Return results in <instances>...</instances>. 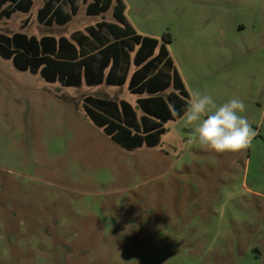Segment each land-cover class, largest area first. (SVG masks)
<instances>
[{"label":"rangeland","instance_id":"rangeland-1","mask_svg":"<svg viewBox=\"0 0 264 264\" xmlns=\"http://www.w3.org/2000/svg\"><path fill=\"white\" fill-rule=\"evenodd\" d=\"M29 13L0 32L70 37L101 21L42 25ZM129 21L162 41L189 91L242 99L256 135L243 153L188 143L181 118L153 147L128 151L82 109L127 86L64 87L0 57V264H264V0H123ZM27 24H25V20Z\"/></svg>","mask_w":264,"mask_h":264},{"label":"trees","instance_id":"trees-1","mask_svg":"<svg viewBox=\"0 0 264 264\" xmlns=\"http://www.w3.org/2000/svg\"><path fill=\"white\" fill-rule=\"evenodd\" d=\"M80 1L89 16L108 12L115 3L116 22L101 21L70 37L0 32V57L11 60L18 70L64 87L127 85L139 96L140 113L126 100L93 95L83 98L82 109L120 147L131 151L156 146L166 132L165 124L182 117L190 99L168 47L171 34L162 41L139 34L128 20L123 0H46L37 20L46 26L65 25L78 13ZM33 5L34 0H0V20L17 12L27 14Z\"/></svg>","mask_w":264,"mask_h":264},{"label":"clouds","instance_id":"clouds-1","mask_svg":"<svg viewBox=\"0 0 264 264\" xmlns=\"http://www.w3.org/2000/svg\"><path fill=\"white\" fill-rule=\"evenodd\" d=\"M190 99L180 117L192 136L188 143L216 153H243L256 135L246 116L242 99L232 98L217 105L207 92L189 89ZM174 116L179 115L175 111Z\"/></svg>","mask_w":264,"mask_h":264},{"label":"crops","instance_id":"crops-1","mask_svg":"<svg viewBox=\"0 0 264 264\" xmlns=\"http://www.w3.org/2000/svg\"><path fill=\"white\" fill-rule=\"evenodd\" d=\"M85 12H86V10H85ZM127 15V14H126ZM129 20V19H128ZM131 23V22H130ZM132 24V23H131ZM133 25V24H132ZM134 26V25H133ZM135 28V27H134ZM136 29V28H135ZM137 30V29H136ZM137 32L139 33V34H141L138 30H137ZM143 35V34H142ZM145 36H148V35H145ZM150 37H152V36H150ZM169 47V46H168ZM171 53V52H170ZM171 55H172V53H171ZM173 57V56H172ZM174 59V58H173ZM174 62H175V60H174ZM175 64H176V62H175ZM177 66V65H176ZM177 68H178V66H177ZM178 70H179V68H178ZM179 72H180V74H181V76H182V78H183V80H184V83H185V85H186V80H185V78H184V76H183V74L181 73V71L179 70ZM101 85H103V84H101ZM125 86H127V85H125ZM124 87V86H123ZM187 87V86H186ZM128 88V87H127ZM136 103H137V101H136ZM133 105V104H132ZM139 112V111H138Z\"/></svg>","mask_w":264,"mask_h":264}]
</instances>
